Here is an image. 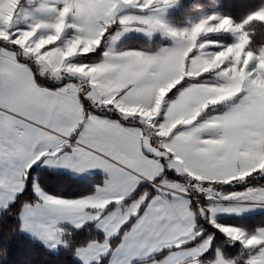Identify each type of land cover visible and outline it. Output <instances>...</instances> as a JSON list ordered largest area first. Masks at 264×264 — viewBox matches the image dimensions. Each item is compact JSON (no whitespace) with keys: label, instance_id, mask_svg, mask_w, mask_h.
<instances>
[{"label":"snow or ice","instance_id":"1","mask_svg":"<svg viewBox=\"0 0 264 264\" xmlns=\"http://www.w3.org/2000/svg\"><path fill=\"white\" fill-rule=\"evenodd\" d=\"M177 3L17 0L12 19L0 17V209L25 191L28 170L41 158L101 170L93 194L64 199L33 185L37 200L20 205L19 230L53 250L69 247L65 224L93 222L103 239L72 250L80 264H237L219 248L205 257L213 237L197 216L248 250L243 264H264V227L248 234L214 219L220 211L264 210V186L215 190L264 175V46L254 48L246 30L250 22L264 24V7L239 23L210 14L173 28L162 14ZM129 31L160 32L171 44L118 50ZM221 34L231 42L213 39ZM102 40L98 62H73ZM169 172L184 182L168 179ZM192 192L209 203L193 209ZM221 200L239 203L213 206ZM10 254V242H0L3 264Z\"/></svg>","mask_w":264,"mask_h":264},{"label":"trees","instance_id":"2","mask_svg":"<svg viewBox=\"0 0 264 264\" xmlns=\"http://www.w3.org/2000/svg\"><path fill=\"white\" fill-rule=\"evenodd\" d=\"M264 7V0H183L174 12L169 14L168 22L172 26L185 25V20L192 14L194 10H201L209 13L216 11L221 15L230 16L234 22H242L253 11ZM246 30L251 36V45L254 48L264 46V24L260 22H250L246 25ZM107 35V34H106ZM218 36H214L216 38ZM223 43L231 42L230 38H222ZM166 40L155 37L149 41L143 38L132 36L124 39L117 46L118 50H137V51H156L160 47L167 45ZM105 50L104 41L100 47L93 53L86 56H77L73 61L77 63H94L101 59V54ZM45 86H59L56 83L44 82ZM175 91V90H173ZM171 95V93L169 94ZM112 118H116L112 115ZM28 181L26 182L25 191L20 193L14 203L8 205L7 210L0 211V242H10L11 254L8 257V264H80V262L72 255V250L80 245L86 244L92 239H103V235L96 230L94 223L85 224L79 229H70L71 235H65V239L69 240L67 249L60 248L56 253L48 251L40 243L24 236L20 230V205L27 201L31 203L37 200L34 194L33 185L42 190L44 193L53 197L64 199H77L94 193L95 187L101 185V178L98 175L90 176L86 179L73 178L69 175L50 171L37 165L30 168ZM170 180L181 181L180 176L175 174H167ZM254 184V183H252ZM260 186L258 183L254 186ZM256 186V187H257ZM264 186V185H262ZM195 203L191 202L194 209ZM198 226L203 229V234H211L213 237V246L205 257L212 259L215 249L219 248L223 256L229 259H236L237 264H243V260L247 258L244 250L239 243H234L232 247L227 244L226 237L216 228L209 225L207 220L196 217ZM217 222L221 225H231L240 227L248 234L254 233L258 228L264 227V213H255L242 217L228 216L217 217ZM119 237L113 238V243H117ZM239 253V259L236 254ZM0 264H3V258L0 257Z\"/></svg>","mask_w":264,"mask_h":264},{"label":"rangeland","instance_id":"3","mask_svg":"<svg viewBox=\"0 0 264 264\" xmlns=\"http://www.w3.org/2000/svg\"><path fill=\"white\" fill-rule=\"evenodd\" d=\"M182 1L183 0H178V3L176 5L168 8L162 14V20L168 26L173 27V28H183V27L189 26L191 23L197 22L203 16L210 15V14H220V13H218L216 11L215 12L212 11V12H209V13H205V12H202L201 10H194V11H192V14L189 15V17L185 20V25L172 26L168 22V16H169V14L174 12L175 9H177L179 7V5H180V3ZM16 5H17V0H2V2H0V17H3L5 20L12 19L13 10L16 8ZM146 11L147 10H145V12H141L138 9H126V10H124L123 14L142 15V14H146ZM114 30H115V26H113V31ZM67 35H68V33H66V36ZM132 36L143 38V39H146V40H149V41L153 40L155 37H159L163 41L166 40L168 42L167 45H165V46H170V44H171V40L167 36L162 35L160 32H155V33L151 34V36H148V35H146L144 33L136 32V31H129L127 33H124L121 36V38L116 42L115 47L117 48V46L120 44L121 41H123L126 38L132 37ZM222 38H225V39L226 38H230L231 39L229 34H221V35H218V37H216V38L213 37V39H217L219 42L223 43L224 41L222 40ZM73 62H75V61H73ZM46 81L49 82V83H55L54 81H51V80H46ZM112 115H115V114H112ZM168 174L173 175L174 172H169ZM181 179H182V182H184V178L181 177ZM178 182H181V181H178ZM252 183H254V184L258 183L260 186L256 185L257 186L256 187ZM262 185H264V175H257V174L254 173L252 176L245 178V180L243 182L229 184V185H216L215 186V190L217 192L221 193V194H227V193H231V192H243L247 188H259ZM189 199H190V201L192 203L196 204V205H194V209L196 208L197 204H199L201 206H205V205H207L209 203L207 200H205L204 196L202 194H200V193H195V192L190 193L189 194ZM238 203L239 202L236 201V200H221V201H219L217 204H215L213 206H218L219 208H222V209L223 208H232V207H237ZM220 212L226 213V211H220ZM245 212H247V211H245ZM249 212H252V213H264V210L253 209V210H250ZM240 214L244 215L246 213L241 212ZM214 219H215V222L217 224H220V223L217 222V220H216L217 218H214ZM209 225H212V224L209 223ZM212 227H213V225H212ZM227 244L230 245V247H232L234 243H232V244L227 243ZM45 248L48 251L50 250V252H52V253H56L60 249L59 248L58 250H56V249L53 250V249H48L47 247H45ZM244 253H245V255H248V250H244ZM236 257H240L239 253L236 254Z\"/></svg>","mask_w":264,"mask_h":264},{"label":"crops","instance_id":"4","mask_svg":"<svg viewBox=\"0 0 264 264\" xmlns=\"http://www.w3.org/2000/svg\"><path fill=\"white\" fill-rule=\"evenodd\" d=\"M48 87V86H47ZM134 124V122H132ZM35 165L41 167V168H44V169H47V170H50V171H54V172H58V173H63V174H66V175H69L73 178H78V179H86L90 176H94V175H98L100 176L101 178V181L103 182L104 180V176L105 174L99 170V169H91V170H87V171H75V170H72L68 167H61V166H58V165H51V164H46L44 163V158H41V160L37 161L36 164H34L32 167H34ZM175 174V173H174ZM176 175V174H175ZM101 182V184H102ZM36 186V184H35ZM37 187V186H36ZM38 188V187H37ZM39 189V188H38ZM40 190V189H39ZM34 194L36 195V193L34 192ZM37 196V195H36ZM3 210V209H0V211ZM21 212V210H20ZM246 214L242 215V214H237L235 212H218L214 218H217V217H228V216H236V217H242V216H246V215H251V214H255V213H252V212H244ZM20 216V215H19ZM90 223V222H88ZM87 224V223H85ZM84 224V225H85ZM83 225V226H84ZM82 226V227H83ZM65 228H70V229H75V228H72L71 226L65 224L64 225ZM95 227V225H94ZM96 228V227H95ZM97 231H99L97 228H96ZM24 236H27L29 237L30 239L40 243L41 245H44V243L40 240V239H37L36 236L34 234H30L29 231H20ZM102 235H104L101 231H99ZM114 238V237H113ZM112 238V239H113ZM45 246V245H44ZM59 248H62V247H59ZM59 248H57L56 250H58ZM49 249V248H48ZM50 251V250H49ZM206 254V253H205ZM78 260V259H77ZM79 261V260H78ZM80 262V261H79Z\"/></svg>","mask_w":264,"mask_h":264}]
</instances>
